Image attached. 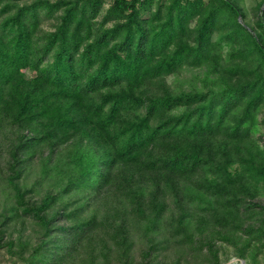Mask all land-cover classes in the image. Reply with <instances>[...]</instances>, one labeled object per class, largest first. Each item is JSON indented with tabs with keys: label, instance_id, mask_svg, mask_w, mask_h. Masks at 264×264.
Segmentation results:
<instances>
[{
	"label": "trees",
	"instance_id": "obj_1",
	"mask_svg": "<svg viewBox=\"0 0 264 264\" xmlns=\"http://www.w3.org/2000/svg\"><path fill=\"white\" fill-rule=\"evenodd\" d=\"M245 18L236 0H0V249L136 264L142 239L140 264L170 247L219 264L220 241L256 262L264 8ZM187 68L206 88L172 90Z\"/></svg>",
	"mask_w": 264,
	"mask_h": 264
},
{
	"label": "rangeland",
	"instance_id": "obj_2",
	"mask_svg": "<svg viewBox=\"0 0 264 264\" xmlns=\"http://www.w3.org/2000/svg\"><path fill=\"white\" fill-rule=\"evenodd\" d=\"M241 6L243 12L245 13V22L254 26L255 17L258 12L264 8V0H236ZM46 30H52L49 24L43 26ZM204 69L199 68H187L184 69L177 75H171L167 77V83L171 86L173 91L180 90H189V89H202L206 88L205 85V76L206 74L203 71ZM26 74L30 76L32 72L27 71ZM264 118V109L259 114L258 119L260 124L258 125V131L256 136L260 133H264V124L262 120ZM37 167V165L35 166ZM38 177L36 169L31 173L28 181L31 183ZM27 181V182H28ZM44 188H42L43 192ZM41 195L33 196L34 199H39ZM259 201H264L263 197H260ZM36 227L31 222H28L23 228L21 224H18L15 228L12 226L10 233L14 237L19 235L24 236H35ZM147 248V244L142 239H139L135 244V247L132 250V259L136 264H140L145 261L143 251ZM216 249L218 250L219 264H264V252L260 253L256 262L252 258L242 259L237 255V251L234 246L229 245L225 242H217ZM156 255L157 258H154V261L160 264H217L216 261H213L212 257L207 251L204 252H194L187 249H177L170 247L167 250H156L153 253V256ZM0 264H22L15 256L9 254L5 248L0 249ZM80 264V263H77Z\"/></svg>",
	"mask_w": 264,
	"mask_h": 264
}]
</instances>
